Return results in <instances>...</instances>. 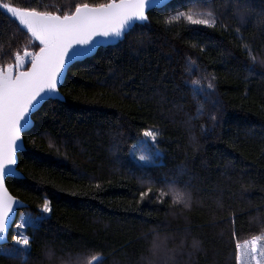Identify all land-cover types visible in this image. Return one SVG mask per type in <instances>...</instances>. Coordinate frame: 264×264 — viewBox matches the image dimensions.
I'll return each instance as SVG.
<instances>
[{
    "label": "trees",
    "instance_id": "1",
    "mask_svg": "<svg viewBox=\"0 0 264 264\" xmlns=\"http://www.w3.org/2000/svg\"><path fill=\"white\" fill-rule=\"evenodd\" d=\"M109 2L0 0L60 16ZM200 9L214 27L168 22ZM17 25L0 10V68L39 51ZM60 94L6 181L39 219L28 249L12 250V228L0 264H237L236 244L264 235V0H166L74 64ZM147 130L159 155L144 166L131 149Z\"/></svg>",
    "mask_w": 264,
    "mask_h": 264
},
{
    "label": "snow or ice",
    "instance_id": "2",
    "mask_svg": "<svg viewBox=\"0 0 264 264\" xmlns=\"http://www.w3.org/2000/svg\"><path fill=\"white\" fill-rule=\"evenodd\" d=\"M162 0H111L106 4L89 6L79 5L71 14L63 16L35 9H26L11 3H0V10L9 15L12 22L18 21L17 27L23 26L41 47L38 53L25 52L24 57L16 55L15 73L13 65L0 69V240L6 241L9 224L14 215V205L17 203L7 194L4 186L6 177L15 176V153L22 148L21 132L32 126L31 116L39 110L42 103L48 100L62 99L57 94V86L62 78L69 59L84 56L93 51L95 45L101 43L96 37L105 39L116 37L123 39L135 29V22L147 20L145 10L150 3ZM181 18L192 25L214 27L216 19L211 12L189 13L180 12L169 19V23ZM31 57V68L19 71L25 63V58ZM212 87L211 84L208 85ZM157 133L147 130L144 137L156 139ZM140 160L147 157L140 156ZM147 193H142L141 198ZM163 196L164 193H161ZM176 203L185 202L183 196L177 195ZM186 204V202H185ZM187 206V205H186ZM42 211L48 213L50 206L46 200ZM18 225V233L13 237L16 246L28 249L30 238L22 235L19 229H27L33 222ZM264 235L253 236L243 244H236L237 264H264V245L260 242ZM15 251V248L12 249ZM102 257H77L78 264H98Z\"/></svg>",
    "mask_w": 264,
    "mask_h": 264
},
{
    "label": "water",
    "instance_id": "3",
    "mask_svg": "<svg viewBox=\"0 0 264 264\" xmlns=\"http://www.w3.org/2000/svg\"><path fill=\"white\" fill-rule=\"evenodd\" d=\"M118 2H119V1H118ZM160 3H161V2L150 3V4L147 6L146 10H145V15L147 16V14L151 11V9H153V7H155V6H158ZM137 23H142V21H137V22H135V24H137ZM20 27L23 28V26H20ZM23 29L27 32L26 28H23ZM96 40H97V41H101V43L95 45L94 48H93V51H92L91 53H89V54H87V55H84V56H77V57H75V58H73V59H69L68 63H67L66 66H65V69H64V72H63L62 78L60 79V81H59V83H58V86H57V94H58L59 97L62 98V95L60 94V89H61V87L64 85V81H65V79H66V77H67L68 70H69L72 66H74V64L79 63V62H83V61H85L87 58H91V57H93V56L97 53V51H98L100 48H106L108 45L114 44V43L118 42L120 39H119V38H116V37H111V38H108V39H105V38H103V37H96ZM26 62H28L27 65H29L28 69L26 70L27 67H26V64L24 63V64L22 65V67L19 69V71H28V70L31 68V62H29V61H26ZM59 100H62V99H59ZM44 103H45V102H44ZM44 103H42L41 106H42ZM41 106L39 107V110L41 109ZM39 110H38V111H39ZM38 111H36V112H38ZM36 112H35V113H36ZM35 113H34V114H35ZM31 119H32V116H31ZM32 121H33V119H32ZM33 123H34V122H33ZM33 123H32V126H33ZM32 126L29 127V128H27V129H25V130H23V131L21 132V140H20L18 143L22 144V148H21V149H18V150L16 151V153H15V160H16V163H15V165L12 166V167H14V169H15L16 175H15V176H11V177H6V178H5L4 186H5L6 190H7V187H6V181H7V179H10V178H17V177H19V172H18V166H17V165H18V157H19V154L24 150L23 136H24V134L30 132ZM7 194L10 195L11 197H13L14 201H16L17 203L14 205L15 212H14V215H12V222L9 224V227H8L7 236H6V241H5V240H0V247H1L2 245H5V244L8 242V237H9L8 234H9V232L12 230L13 225H14V222H15V220H16V218H17V214H18L17 211H18L19 209L23 208V206H24L23 203H22L21 201H19L18 199H16V198L11 194V192H9V190H7Z\"/></svg>",
    "mask_w": 264,
    "mask_h": 264
},
{
    "label": "rangeland",
    "instance_id": "4",
    "mask_svg": "<svg viewBox=\"0 0 264 264\" xmlns=\"http://www.w3.org/2000/svg\"><path fill=\"white\" fill-rule=\"evenodd\" d=\"M164 1H166V0H162V2H164ZM193 11H197V12H201V13L207 12V11H204V10H201V9L199 11L198 10H193ZM16 22L18 23V21H16ZM29 35H30V39H31V43L30 44L31 45H36L38 47V49H40L41 45H40L39 41L38 40H34V38L31 37L30 33H29ZM35 51L36 50H34L33 52H32V50L31 51L27 50V52H31V53H38L39 52V51L38 52H35ZM24 54H25V52L23 54H20V56L24 57ZM26 61L30 62L31 61V57L25 58V64L27 66L28 62H26ZM13 62L14 63L11 64V65H13V71L15 73V71H16V69H15L16 59H14ZM5 68H7V66ZM0 69H4V68H0ZM196 88H199V90L201 91L200 94L203 95V90H204L203 86L202 87H198L197 86ZM155 143H156V139L153 141L151 138L142 136V139H140V141L137 142L136 145L134 147H132V149H131L132 150L131 151V155L134 158V160L137 161L138 163H140L141 165H144V166H148V165L153 164L155 162L156 157L159 155L158 151L154 149ZM142 155L147 157V159L143 160V161L140 160L139 157L142 156ZM29 219H30V216L28 214H26L25 212L17 214V218H16V220L14 222V226H13L14 236H16L17 233H18V225H20L22 222L27 223V221ZM19 232L22 235H24L23 234L24 233V229H19ZM243 243H240V244H243ZM260 244L264 245V240H262L260 242ZM13 247H16V248H19V249H21V248L24 249V246H16L14 239H13V242H12V248ZM11 249L10 248L9 249L1 248L0 252L4 251V250H11ZM75 260H77V258H75ZM71 261H73V260L71 259ZM85 261H87V259H85ZM60 264H78V261L69 262V261L65 260V262H63V260H62ZM249 264H254V262L249 260Z\"/></svg>",
    "mask_w": 264,
    "mask_h": 264
}]
</instances>
